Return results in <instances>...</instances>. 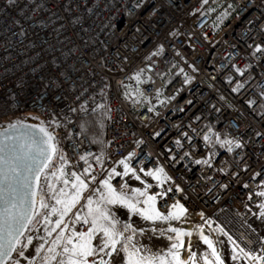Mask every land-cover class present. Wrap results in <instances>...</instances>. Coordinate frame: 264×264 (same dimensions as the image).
<instances>
[{
    "label": "built area",
    "instance_id": "2783aa9c",
    "mask_svg": "<svg viewBox=\"0 0 264 264\" xmlns=\"http://www.w3.org/2000/svg\"><path fill=\"white\" fill-rule=\"evenodd\" d=\"M91 115L98 144L84 133ZM32 119L53 132L69 179L91 153V190L132 153L137 173L169 177L149 189L172 188L161 212L179 201L261 254L249 223L264 201V0H0V127Z\"/></svg>",
    "mask_w": 264,
    "mask_h": 264
},
{
    "label": "snow or ice",
    "instance_id": "6c2138e0",
    "mask_svg": "<svg viewBox=\"0 0 264 264\" xmlns=\"http://www.w3.org/2000/svg\"><path fill=\"white\" fill-rule=\"evenodd\" d=\"M16 2L17 0H8L9 6ZM33 2L34 0H29V3ZM41 8L43 5L37 4L33 13ZM65 10L68 9L65 8ZM20 15L25 20L34 18L33 15H25L24 9L21 10ZM76 22V20L73 21V23ZM14 24L20 26L21 21L15 20ZM41 27H43L42 24ZM19 34L26 35L22 26ZM257 51H261L259 46H257ZM52 123L59 126L56 121ZM0 137H3L0 139V205H2L0 206V264H6V259L11 257L12 252L16 250V245L21 243L20 236L23 231L37 215L35 197L40 174L57 155L61 163L51 175L57 181H62L64 187L56 190L55 185L49 182L48 189L52 193L51 198L55 200V205L50 206L41 198L39 207L50 208V211L43 215L46 229L47 225L54 224L48 231V235L50 236L57 229L60 231L47 249V254L41 257V264H53V261L55 264H117V262L118 264H198L196 252L189 251L188 260L181 258L180 250L185 246L184 237H191L192 232H186L169 224L167 229H160V234L163 235L165 231L174 233V236H168V239L173 242L166 251H153L149 245L142 244L137 239L145 233V229L134 226L133 223H122L112 210V206L127 209L129 214L153 224L180 220L187 213V209L179 201L171 205L167 213L158 209L157 198H163L172 191V188L150 193L148 189L152 185L142 180L137 170L127 162L132 158V153L117 161L123 166V172H118L115 167H112L108 170L107 176L98 181V186L90 190L87 177L91 173L92 166L87 156L92 154L88 153L80 157L87 165L82 173L72 172L71 179L67 178L68 174L65 171L67 158L60 154L53 132L49 131L43 122L38 126L25 125L22 121L9 123L7 128L0 131ZM204 139L207 141L209 137L205 136ZM220 143L221 146L225 143L231 145V141L227 140ZM236 147L240 145L236 144ZM228 151H232L231 146ZM96 161L98 164L102 163L100 157H96ZM204 162L207 163V161ZM196 163H201V161H196ZM139 171L156 180L157 187L169 179L162 167H157L155 170L149 169L146 172L140 168ZM129 174L144 186L132 188L126 182L121 183L119 189L113 186L114 177L123 178ZM91 181H96L95 175L91 176ZM179 190L177 188V191ZM86 192L90 194L85 197ZM256 195L264 198V191H259ZM82 199H86L83 205H81ZM77 205H81L86 211L82 213L77 210L73 213ZM258 207L259 217L264 218V201ZM69 213H73L74 219L70 218L69 223H65V217H68ZM53 215L58 217L55 221L50 218ZM201 217L203 218V213ZM205 223L209 221L206 220ZM77 224L87 227L85 230H77L75 227ZM209 228H211L210 223ZM66 229H70L67 234ZM216 230L227 235L219 226ZM152 231L155 234L156 229L153 228ZM197 231L199 239L207 245L209 250L199 257L203 260V264H225L222 254L217 251L212 239L204 234L203 225L197 226ZM228 238L232 240L231 236ZM31 242L32 238L29 237L28 243ZM233 244L231 257L233 261L242 256L245 260H250L251 264H264V245L261 247V254L256 255L240 248L235 241ZM43 247V244L39 245L36 250L37 255ZM188 248L191 249V243ZM19 255L23 256L24 253L20 252ZM16 264H19V261Z\"/></svg>",
    "mask_w": 264,
    "mask_h": 264
},
{
    "label": "rangeland",
    "instance_id": "374dc122",
    "mask_svg": "<svg viewBox=\"0 0 264 264\" xmlns=\"http://www.w3.org/2000/svg\"><path fill=\"white\" fill-rule=\"evenodd\" d=\"M95 119H96V116L91 115V116L84 118L83 120L87 125L94 127V120ZM33 122L38 123V121H36L35 119L33 120ZM39 124H41V122H39ZM99 137H100V133L98 134V136L94 137L93 142L95 144L99 143ZM57 144H58V148L60 150V154H63L62 149L60 148L58 141H57ZM58 159H59V155L54 157L53 162L47 168H45L44 172L41 175L39 187H38L37 202H36L37 215L34 216L32 223L29 224V227H28L26 233L20 239L21 243L27 241L28 238L32 236V233H31L32 230L30 231V229L32 227H34L36 224L42 225L44 223V222H42L44 219L40 222L42 214L50 211V208L45 209V208L39 207V203H40L41 198H43L45 203L49 204L50 206L55 205V200H53L51 198L52 193L48 189V183L51 182L52 184H54L56 187V190H59V188L64 187L62 181H57L51 175V173L53 171H55L54 167H53L54 162H56ZM115 168L118 172H123V166L122 165L118 164L115 166ZM137 174L146 183L155 184L157 186V181L153 180L152 177L145 176L144 173H142V172L137 173ZM67 178H69V177H67ZM114 179H115V177L113 178L112 181H114ZM125 182L132 188H137V187L142 188L144 186L143 184L140 183V181L135 180V178L132 177L131 174H129V176L123 177L122 182H120V184L125 183ZM166 183H167V180L159 188L165 187ZM112 184H113V182H112ZM120 184L118 186L113 184V186L116 187L117 189H119ZM148 191L150 192L149 189H148ZM87 195H88V192H86L84 194L85 197ZM85 203H86V199H82L81 205H83ZM81 205H77V208L73 209V213H75L77 210H80L82 213L85 212L86 209L82 208ZM112 210L116 213L117 217L120 219V221L122 223H133L134 226L144 228L145 233L142 236H138L137 239L140 241V243L149 245L153 249V251H156V250H165L166 251L167 248L170 246V244L173 242V241H170L168 239V236L169 235L174 236V233H170V232L165 231V233L163 235L160 234V229H162V228L167 229L169 227V224H171L172 227L183 229L186 232H189V231L192 232L191 237H188V236L184 237L185 246H184V248H182L180 250L181 258L184 260H188L189 251H193V252L197 253L198 264H203V260L199 259V257L202 256L204 253L209 251L207 248V245H205L203 243V241H201L199 239V235H198V231H197V226L203 225L204 234L209 236L210 239H212L213 243L216 246L217 251L222 254V257L225 260V264H251L250 260H245L242 256L239 259L233 261L231 258L233 255V248H234L233 241L232 240L230 241L227 236H224L223 234H221L219 232L208 231L205 228L204 224L199 222L196 218L188 217V216L184 215L183 217H181L180 220H173L170 222H157V223L153 224L151 222L143 221L138 216L129 214L127 212V209L120 208L118 206H112ZM73 213H69V216L65 217V223H69L70 218L74 219ZM50 218L53 221H55L58 217L53 215ZM77 225L75 226L76 229H77ZM249 226L252 230H255L264 239V218L256 217L254 220L252 219L251 222L249 223ZM49 227H51V226L50 225L47 226V229H46V225L44 223L43 228H41V233L38 234L40 237V239H38V240H41L42 238H45V239L49 238V240H51L53 237H55V239H56L57 233L59 232L60 229H58L56 231L57 233L52 232V234L49 236L48 231L51 230V229H49ZM85 227H87V226H85ZM153 228L156 229L155 234L152 231ZM69 231H70V229H66L65 233L67 234ZM189 243H191V249L190 250L188 248ZM18 247H20L19 244L17 245L14 254L12 255L13 259L11 257L6 264H16V262L19 261L20 256L18 254V250H19V249H17ZM53 264H55V263H53ZM117 264H118V262H117Z\"/></svg>",
    "mask_w": 264,
    "mask_h": 264
},
{
    "label": "crops",
    "instance_id": "0c3cea01",
    "mask_svg": "<svg viewBox=\"0 0 264 264\" xmlns=\"http://www.w3.org/2000/svg\"><path fill=\"white\" fill-rule=\"evenodd\" d=\"M44 214L45 213L42 214L40 222L43 220V215ZM42 222H44V220ZM44 223L42 225L41 224H36L34 227H32L30 229V231L32 230L31 231V233H32V236H31L32 242L30 244L28 243V240L19 244L20 247L17 248V249H19L18 250V254L20 252L24 253L23 256L19 255L20 256L19 264H32L33 260H34V264H41V257H43V256H45L47 254V249L52 245V241L55 240V237H53L52 239L50 238L51 240H49V238L48 239L42 238L41 240H38V239H40L38 234L41 233V228H43ZM52 225L50 224L51 227H49V229H51L54 226V225L53 226ZM47 226H49V225H47ZM55 232H53V233H55ZM41 244H43L44 247L39 252V255H37V251L36 250L39 247V245H41ZM24 245H27V246L24 247ZM53 263H55V262L53 261Z\"/></svg>",
    "mask_w": 264,
    "mask_h": 264
},
{
    "label": "trees",
    "instance_id": "16d2710c",
    "mask_svg": "<svg viewBox=\"0 0 264 264\" xmlns=\"http://www.w3.org/2000/svg\"><path fill=\"white\" fill-rule=\"evenodd\" d=\"M84 133L91 141H93L94 137L98 136V134L100 133V127L97 123V119L94 120V127L86 125V127L84 128Z\"/></svg>",
    "mask_w": 264,
    "mask_h": 264
},
{
    "label": "water",
    "instance_id": "95a60500",
    "mask_svg": "<svg viewBox=\"0 0 264 264\" xmlns=\"http://www.w3.org/2000/svg\"><path fill=\"white\" fill-rule=\"evenodd\" d=\"M22 122H23L25 125H37V126L40 125L39 123H35V122H32V121H22ZM7 126H8V125H7ZM7 126H5V127H0V131H3L5 128H7ZM0 139H3V137H0ZM44 170H45V169H44ZM44 170H43V172H44ZM43 172H42V173H43ZM42 173L40 174V178H41ZM39 182H40V180H39ZM39 182H38V187H39ZM38 187H37V189H36L37 194H38ZM35 199H36V202H37V195H36ZM0 206H2V205H0ZM28 227H29V225H28ZM28 227L23 231V234L20 236V239H21V238L23 237V235L26 233ZM16 247H17V245H16ZM14 252H15V251L12 252L11 257H12V255L14 254ZM11 257H10V258H11ZM10 258L6 259V263L8 262V260H9Z\"/></svg>",
    "mask_w": 264,
    "mask_h": 264
}]
</instances>
